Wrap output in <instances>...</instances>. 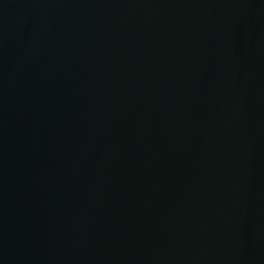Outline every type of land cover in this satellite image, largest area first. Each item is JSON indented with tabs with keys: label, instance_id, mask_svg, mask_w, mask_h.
Here are the masks:
<instances>
[{
	"label": "water",
	"instance_id": "obj_1",
	"mask_svg": "<svg viewBox=\"0 0 264 264\" xmlns=\"http://www.w3.org/2000/svg\"><path fill=\"white\" fill-rule=\"evenodd\" d=\"M0 264H264V0H0Z\"/></svg>",
	"mask_w": 264,
	"mask_h": 264
}]
</instances>
